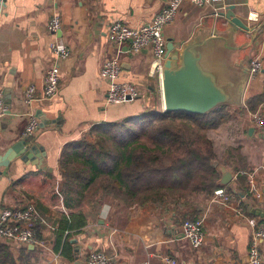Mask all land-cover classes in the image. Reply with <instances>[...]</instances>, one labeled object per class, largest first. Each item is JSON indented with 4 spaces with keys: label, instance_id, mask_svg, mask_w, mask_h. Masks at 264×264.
<instances>
[{
    "label": "crops",
    "instance_id": "obj_1",
    "mask_svg": "<svg viewBox=\"0 0 264 264\" xmlns=\"http://www.w3.org/2000/svg\"><path fill=\"white\" fill-rule=\"evenodd\" d=\"M168 1L0 0V92L8 109L0 119V213L18 204H33L40 240L39 245L28 247L0 241V264H75V248H79L80 261L92 252H103L114 264H170L167 260L175 264H248L253 233L264 226V131L250 120L252 113L264 114V0H216L214 6L203 8L186 3L165 33L179 49L195 38L208 39L213 30L221 32L227 43L210 40L208 45L221 63L216 65L214 57L205 63L215 68L223 82H235L237 87L243 78L236 62H249L257 56L262 60V73L248 82L244 92V107L228 106L241 124L238 147L244 160L243 168L233 173L232 183L223 186L232 199L225 203L214 195H198L178 206L114 207L102 202L97 208L85 204L69 208L65 204L61 158L68 145L92 142L95 128L144 116L154 111L156 102L162 112V71L153 70L148 51L133 54L129 44L118 49L109 38V27L122 22L139 28ZM223 4L234 6L237 18L261 31L234 30L228 20L215 17V8ZM250 12L260 17L259 23L249 21ZM55 14L62 22L57 35L48 31ZM57 39L72 54L62 64L59 94L43 100L44 77L54 62L50 46ZM111 58L122 62L119 81L140 87V99L106 105L108 84L100 78V69ZM30 85L37 89V101L28 105L23 98ZM250 101L252 109L248 108ZM31 116L39 121L40 130L27 139ZM24 140L36 152L24 159L17 156L7 166L4 158ZM217 163L226 169L232 165ZM232 184H237L236 192ZM79 212L86 215V226L66 231L61 244L64 249L68 243L69 260L57 249L56 233L64 220L71 223ZM188 219H204L201 250H194L183 237L182 224ZM262 252L264 255V244Z\"/></svg>",
    "mask_w": 264,
    "mask_h": 264
},
{
    "label": "trees",
    "instance_id": "obj_2",
    "mask_svg": "<svg viewBox=\"0 0 264 264\" xmlns=\"http://www.w3.org/2000/svg\"><path fill=\"white\" fill-rule=\"evenodd\" d=\"M228 118L227 106L205 116L154 110L126 120L133 125L147 124L139 130H124L126 126L119 124L95 128L92 137L96 134L99 140L75 142L63 151L66 206L85 204L97 208L102 202L116 207L167 203L178 206L189 200V193L213 196L223 188L219 185L220 172L212 165L217 156L212 142L195 129H215ZM117 128L120 130L115 133ZM86 219L79 212L71 217V223L64 220L60 224L56 233L58 250L62 249L65 232L83 228ZM67 246L65 242L62 255L71 260Z\"/></svg>",
    "mask_w": 264,
    "mask_h": 264
},
{
    "label": "built area",
    "instance_id": "obj_3",
    "mask_svg": "<svg viewBox=\"0 0 264 264\" xmlns=\"http://www.w3.org/2000/svg\"><path fill=\"white\" fill-rule=\"evenodd\" d=\"M186 3L203 8L211 5L214 6L216 0H169L167 6L159 14L139 28H131L122 22L112 23L109 27V38L118 49H122L125 45L129 44L133 54L148 51L152 56L153 70L161 72L166 60L169 42L165 35L166 30L172 26L179 11ZM217 6L214 13L215 17H219L221 13L226 12L230 7L226 4ZM248 19L250 22H260V17L253 12L249 13ZM61 29V19L55 14L48 25V31L53 35H57ZM50 48L54 56V62L44 77L43 100H52L59 94L62 80V64L72 54L70 48L61 39L53 41ZM248 65L250 80L262 73L263 67L260 57L257 56L251 59ZM121 72L122 62L118 58L106 60L100 69V78L108 84L105 96L107 106L128 103L138 100L142 96V90L138 85L119 81ZM36 95V87L34 85L28 86L23 98L24 103L30 105L34 101H37ZM7 111L3 95L0 92V119ZM250 120L256 129L264 131V114L262 112L251 114ZM39 130V121L34 116H31L25 130L26 138L32 139L37 135ZM250 190L251 192L254 191V189ZM214 196L220 198L225 203H228L232 199L231 195L224 188L216 190ZM37 222L38 215L33 204H18L13 208L2 210L0 213V241L23 247L39 245ZM182 230L184 238L190 246L194 250H201L205 241L204 219H188L183 222ZM262 244H264V226H260L253 233L248 264H264ZM167 262L175 264L171 260H167ZM84 264H114V260L103 252H92L86 258ZM229 264L240 263L231 262Z\"/></svg>",
    "mask_w": 264,
    "mask_h": 264
},
{
    "label": "water",
    "instance_id": "obj_4",
    "mask_svg": "<svg viewBox=\"0 0 264 264\" xmlns=\"http://www.w3.org/2000/svg\"><path fill=\"white\" fill-rule=\"evenodd\" d=\"M234 9V6H230L227 12L221 13L219 17L228 20L234 30L255 33L261 31V27L251 28L237 18L233 13ZM210 40L220 44L227 43L226 36L217 30L211 31L208 39L196 40L195 38L189 43L184 42L179 49L173 41L169 40L161 74L162 113L182 112L205 116L223 106L244 107V92L250 81L248 59L240 60L235 64L243 78L238 87L235 82H223L215 68L211 69L205 63V59L209 57L216 58V65L221 63L217 60L215 50H211L208 46L211 44ZM36 150V147L28 146L24 140L8 152L4 162L9 166L17 156L24 159L23 157L30 156L31 152ZM213 167L218 168L220 172V186H228L232 183L233 172L226 168H219L217 162L213 164ZM237 188V184L231 185L234 192ZM79 258V248H75V264H83L86 261V259L80 261Z\"/></svg>",
    "mask_w": 264,
    "mask_h": 264
},
{
    "label": "rangeland",
    "instance_id": "obj_5",
    "mask_svg": "<svg viewBox=\"0 0 264 264\" xmlns=\"http://www.w3.org/2000/svg\"><path fill=\"white\" fill-rule=\"evenodd\" d=\"M160 109V104H158L157 102L155 103V105L153 106V110H159ZM160 112V111H159ZM229 113V118L224 121L223 123L219 124L217 126V128L215 129H209V130H202L200 131L199 129H195L196 131L199 132V134L201 135H205L213 144V149L216 153L217 156V161L221 162V163H228V164H232V165H227L229 168L228 171H231L233 173H237L239 167H242V160L243 156H242V150L240 147H238V143L239 141V130L241 127V124L236 120L235 116L232 115L230 113V111H228ZM253 114V113H252ZM178 123H181V120L177 121ZM119 125H125L127 129L124 130H139L141 128V126L145 125V124H131V123H127L126 120L122 121L120 123H118ZM147 126V124L145 125ZM117 131H115V133H118V130L120 129H116ZM122 131V130H121ZM99 140V137L95 134L92 137V142ZM144 140V139H142ZM108 145L111 146V143H108ZM216 161V162H217ZM215 164V162L213 163ZM212 164V165H213ZM230 169V170H229ZM188 199L189 198H195V194L193 193H189L187 194ZM191 195V196H190ZM201 196V195H199ZM232 197V195H231ZM191 199H189L188 201H190ZM187 201V202H188ZM111 205V204H109ZM114 207H116L115 204H112ZM137 206V205H135Z\"/></svg>",
    "mask_w": 264,
    "mask_h": 264
}]
</instances>
